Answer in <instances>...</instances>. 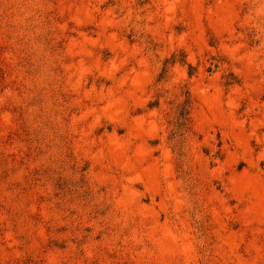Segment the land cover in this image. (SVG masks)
<instances>
[{
    "label": "rangeland",
    "instance_id": "1",
    "mask_svg": "<svg viewBox=\"0 0 264 264\" xmlns=\"http://www.w3.org/2000/svg\"><path fill=\"white\" fill-rule=\"evenodd\" d=\"M0 264H264V0H0Z\"/></svg>",
    "mask_w": 264,
    "mask_h": 264
}]
</instances>
